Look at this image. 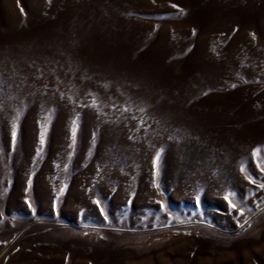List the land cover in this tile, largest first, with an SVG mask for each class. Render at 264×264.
<instances>
[{
    "label": "rangeland",
    "instance_id": "374dc122",
    "mask_svg": "<svg viewBox=\"0 0 264 264\" xmlns=\"http://www.w3.org/2000/svg\"><path fill=\"white\" fill-rule=\"evenodd\" d=\"M261 169L264 0H0V264H264Z\"/></svg>",
    "mask_w": 264,
    "mask_h": 264
},
{
    "label": "snow or ice",
    "instance_id": "6c2138e0",
    "mask_svg": "<svg viewBox=\"0 0 264 264\" xmlns=\"http://www.w3.org/2000/svg\"><path fill=\"white\" fill-rule=\"evenodd\" d=\"M74 131H75V130H74ZM13 137H15V132H13ZM258 152H259V149L255 150V151H254V155L258 154ZM242 170H243V169H242ZM261 170L264 171V169H261ZM260 187H264V184L260 185ZM225 199L227 200V199H229V198L226 196ZM229 203H230L231 207H233V208L236 207L235 204H232V203H231V200H229ZM242 212H243V210L241 209V213H242Z\"/></svg>",
    "mask_w": 264,
    "mask_h": 264
}]
</instances>
